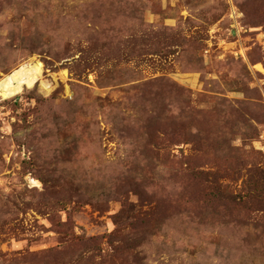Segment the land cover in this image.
Here are the masks:
<instances>
[{
	"label": "rangeland",
	"instance_id": "obj_1",
	"mask_svg": "<svg viewBox=\"0 0 264 264\" xmlns=\"http://www.w3.org/2000/svg\"><path fill=\"white\" fill-rule=\"evenodd\" d=\"M0 264H264V0H0Z\"/></svg>",
	"mask_w": 264,
	"mask_h": 264
},
{
	"label": "bare ground",
	"instance_id": "obj_2",
	"mask_svg": "<svg viewBox=\"0 0 264 264\" xmlns=\"http://www.w3.org/2000/svg\"><path fill=\"white\" fill-rule=\"evenodd\" d=\"M43 73L44 66L40 61L32 59L22 64L0 80V97L10 99L22 93L25 88H33L43 78Z\"/></svg>",
	"mask_w": 264,
	"mask_h": 264
}]
</instances>
